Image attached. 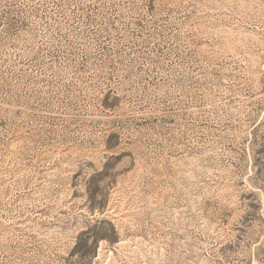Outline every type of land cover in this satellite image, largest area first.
I'll list each match as a JSON object with an SVG mask.
<instances>
[{"label":"rangeland","instance_id":"1","mask_svg":"<svg viewBox=\"0 0 264 264\" xmlns=\"http://www.w3.org/2000/svg\"><path fill=\"white\" fill-rule=\"evenodd\" d=\"M0 264H264V0H0Z\"/></svg>","mask_w":264,"mask_h":264}]
</instances>
